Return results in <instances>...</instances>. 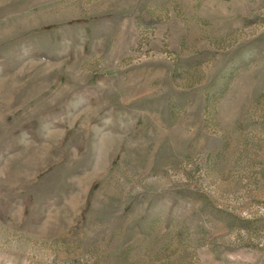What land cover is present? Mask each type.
Returning <instances> with one entry per match:
<instances>
[{"label": "rangeland", "instance_id": "obj_1", "mask_svg": "<svg viewBox=\"0 0 264 264\" xmlns=\"http://www.w3.org/2000/svg\"><path fill=\"white\" fill-rule=\"evenodd\" d=\"M0 264H264V0H0Z\"/></svg>", "mask_w": 264, "mask_h": 264}]
</instances>
